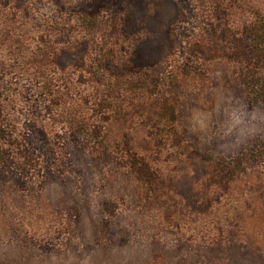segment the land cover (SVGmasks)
<instances>
[{"label":"rangeland","instance_id":"1","mask_svg":"<svg viewBox=\"0 0 264 264\" xmlns=\"http://www.w3.org/2000/svg\"><path fill=\"white\" fill-rule=\"evenodd\" d=\"M0 264H264V0H0Z\"/></svg>","mask_w":264,"mask_h":264}]
</instances>
